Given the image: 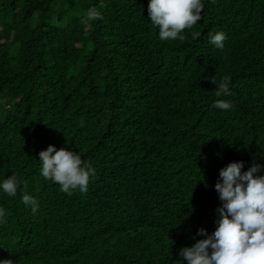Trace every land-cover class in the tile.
<instances>
[{"label": "trees", "instance_id": "obj_1", "mask_svg": "<svg viewBox=\"0 0 264 264\" xmlns=\"http://www.w3.org/2000/svg\"><path fill=\"white\" fill-rule=\"evenodd\" d=\"M203 2L183 40L162 41L149 0H0V179L20 181L0 192V261L187 264L180 249L215 230L220 169L264 164V0ZM49 145L95 168L86 193L43 178Z\"/></svg>", "mask_w": 264, "mask_h": 264}, {"label": "clouds", "instance_id": "obj_2", "mask_svg": "<svg viewBox=\"0 0 264 264\" xmlns=\"http://www.w3.org/2000/svg\"><path fill=\"white\" fill-rule=\"evenodd\" d=\"M205 9L203 0H149L150 22L159 30L162 41L183 40L186 29H192L202 19ZM102 19L96 7H90L83 22ZM226 33H209V43L223 50ZM216 96L231 95L230 78L219 81L213 79ZM213 107L231 110V101L218 99ZM40 174L45 180L56 183L60 191L72 195L78 190L88 191L96 170L85 163L81 155L67 147L56 149L49 145L39 153ZM243 161H233L220 169L215 189L222 205L218 208L219 218L215 230L209 234L206 229H198V235L205 238L197 240L192 246L180 249L179 256L187 264H264V164L253 163L246 171ZM20 181L15 175L0 179V192L9 197L17 195ZM24 206L31 207L33 214L38 211V200L30 194L22 195ZM6 217V210L0 207V223ZM0 264H8L6 260Z\"/></svg>", "mask_w": 264, "mask_h": 264}]
</instances>
